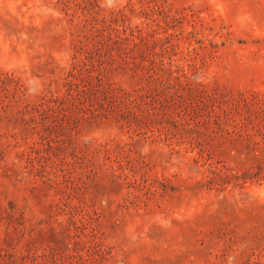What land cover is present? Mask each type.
I'll list each match as a JSON object with an SVG mask.
<instances>
[{
	"label": "rangeland",
	"instance_id": "obj_1",
	"mask_svg": "<svg viewBox=\"0 0 264 264\" xmlns=\"http://www.w3.org/2000/svg\"><path fill=\"white\" fill-rule=\"evenodd\" d=\"M0 264H264V0H0Z\"/></svg>",
	"mask_w": 264,
	"mask_h": 264
}]
</instances>
